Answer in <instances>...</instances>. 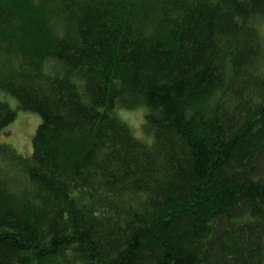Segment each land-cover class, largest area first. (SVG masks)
<instances>
[{
    "label": "trees",
    "instance_id": "obj_1",
    "mask_svg": "<svg viewBox=\"0 0 264 264\" xmlns=\"http://www.w3.org/2000/svg\"><path fill=\"white\" fill-rule=\"evenodd\" d=\"M263 23L264 0H0V91L40 117L29 157L0 145V264H264Z\"/></svg>",
    "mask_w": 264,
    "mask_h": 264
},
{
    "label": "rangeland",
    "instance_id": "obj_2",
    "mask_svg": "<svg viewBox=\"0 0 264 264\" xmlns=\"http://www.w3.org/2000/svg\"><path fill=\"white\" fill-rule=\"evenodd\" d=\"M264 24V23H263ZM264 32V25L261 27ZM0 101L9 105L12 110L16 111V119L0 133V145L7 146L15 153L23 157H29L32 153V138L39 127L40 117L31 112L17 110L16 100L0 91ZM119 118L128 124L134 136L144 142L151 143V136L144 131L145 109L135 108V110H125L119 112Z\"/></svg>",
    "mask_w": 264,
    "mask_h": 264
}]
</instances>
